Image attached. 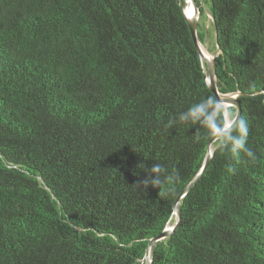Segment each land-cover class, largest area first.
<instances>
[{
	"label": "trees",
	"instance_id": "trees-1",
	"mask_svg": "<svg viewBox=\"0 0 264 264\" xmlns=\"http://www.w3.org/2000/svg\"><path fill=\"white\" fill-rule=\"evenodd\" d=\"M196 3L217 91L239 92L212 142L224 110L183 0H0V264H144L211 143L150 264H264V0Z\"/></svg>",
	"mask_w": 264,
	"mask_h": 264
},
{
	"label": "water",
	"instance_id": "water-1",
	"mask_svg": "<svg viewBox=\"0 0 264 264\" xmlns=\"http://www.w3.org/2000/svg\"><path fill=\"white\" fill-rule=\"evenodd\" d=\"M191 2H192V5H193V8L195 10L196 16L193 17V18H191V19H188L185 16L184 9H183V13H184V16L186 18V21H187L189 30L191 32V36H192V38H193V40L195 42L196 49H197V52L199 54L200 60H201V62L203 64V67H204V65H206V67H207L208 79L207 78L205 79L206 80V83H207L208 87L210 88V90L216 95V98H217V100H218V102L220 104L227 103V106H232V107L235 108V115L232 118L233 121H230V120L229 121H226L225 120V123L223 125L222 130L217 134L216 137H214L211 140V142H212L215 138L221 136L235 122V120L239 117L240 106H239V102H238V99H237V97L239 95V92L220 93V92L217 91V87H216V74H215V56L219 53V47H218V44H217V37H216L215 26L213 25V34H214V41H215L216 49L217 50H216L215 55L212 56L211 60H208L207 58H203L202 52H201V49H200V46H199V43H198V40H197L196 29H197V18H198V14H199V9H198L196 0H191ZM211 20L213 22V16L212 15H211ZM209 145L207 146V154H206V157H205V160H204L203 165L201 166L200 170L195 175V177L191 180V182L184 189V191L179 195L178 199L176 200V202L173 205V212L175 213L174 223L171 225V227H170L169 230L163 229L158 235H156L155 237H153L152 239H150L149 244H148V246L146 248L144 257L142 258V261L144 262V264H150L151 263L150 250H151L152 245L155 242H157V241H159V240H161V239L169 236L176 229V227L178 226L179 221H180L179 199L186 193V191L189 189V187L195 182V180L202 173L205 165L209 161V159L211 157V154H212V152L211 153L208 152ZM176 206H177V208H176ZM175 208H176V211H175Z\"/></svg>",
	"mask_w": 264,
	"mask_h": 264
},
{
	"label": "clouds",
	"instance_id": "clouds-1",
	"mask_svg": "<svg viewBox=\"0 0 264 264\" xmlns=\"http://www.w3.org/2000/svg\"><path fill=\"white\" fill-rule=\"evenodd\" d=\"M221 113L224 110V105L219 104L218 105ZM203 112V106L196 108L195 110H192L190 112V115L193 118H197L199 114ZM230 121H233V119H229ZM209 125H211V120H209ZM236 130L239 132V138L235 139L234 141V147L232 148V152H244L247 156L251 157L252 153L251 151L246 147V141H247V136H248V128L246 123L241 119L238 121L236 124ZM139 167H144L142 165H139ZM144 170L150 175L146 179L140 182L144 187H147L148 185H151L153 187H159L161 186L162 181L159 179V174H161L164 169L162 165L160 164H155L153 165L150 169L147 167H144ZM137 264H140L138 261Z\"/></svg>",
	"mask_w": 264,
	"mask_h": 264
},
{
	"label": "rangeland",
	"instance_id": "rangeland-1",
	"mask_svg": "<svg viewBox=\"0 0 264 264\" xmlns=\"http://www.w3.org/2000/svg\"><path fill=\"white\" fill-rule=\"evenodd\" d=\"M183 1H184V5H183V8H184L186 2H185V0H183ZM203 9H204L205 14L201 18H199V14H198L197 21H200L202 23L203 30L205 33V42H204V44H201L199 42V40L198 39L197 40H198L199 46L201 44L211 56H214L216 53V49L214 48L213 28L211 25L212 20H211V15H210L209 10H208V5L206 3H203ZM232 108H233V111L235 112V108L234 107H232ZM210 145L213 149V145L212 144H210ZM169 222L171 224H173L174 220H170Z\"/></svg>",
	"mask_w": 264,
	"mask_h": 264
},
{
	"label": "bare ground",
	"instance_id": "bare-ground-1",
	"mask_svg": "<svg viewBox=\"0 0 264 264\" xmlns=\"http://www.w3.org/2000/svg\"><path fill=\"white\" fill-rule=\"evenodd\" d=\"M185 2H186V4H185V6H184V13H185V16L188 18V19H191V18H193V17H195L196 16V14H195V10H194V8H193V5H192V2H191V0H185ZM200 49H201V52H202V56H203V58H207L208 60H211V58H212V56L207 52V50L200 44ZM206 78L208 79V75L206 76ZM224 105V116H225V120L226 121H229V113H228V110H227V103H224L223 104ZM212 144V143H211ZM208 152L209 153H211L212 152V147H211V145H209V148H208ZM176 208H177V206H176ZM176 208H175V211H176ZM174 218H175V213L173 212L172 213V216H171V219L170 220H174ZM169 220V221H170ZM171 223L170 222H168L167 224H166V226H165V230H169L170 229V227H171Z\"/></svg>",
	"mask_w": 264,
	"mask_h": 264
}]
</instances>
